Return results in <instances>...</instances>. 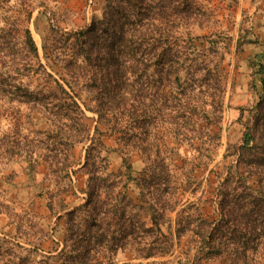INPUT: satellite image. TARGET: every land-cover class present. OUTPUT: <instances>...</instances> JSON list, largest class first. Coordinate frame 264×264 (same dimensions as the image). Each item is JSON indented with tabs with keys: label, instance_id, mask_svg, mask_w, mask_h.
I'll return each mask as SVG.
<instances>
[{
	"label": "rangeland",
	"instance_id": "1",
	"mask_svg": "<svg viewBox=\"0 0 264 264\" xmlns=\"http://www.w3.org/2000/svg\"><path fill=\"white\" fill-rule=\"evenodd\" d=\"M198 3L209 22L192 28L191 34L208 36L218 43L217 61L220 77H224L222 83H214L205 94L203 100L207 103L201 107L204 116L195 124L186 122L187 115L172 122L163 117L162 109L161 117H154V108L159 104L154 107L155 77L148 71L133 78L134 108L138 114L135 132L143 141L134 140L132 144H137L133 147L123 145L119 140L123 138L121 133L99 125L101 135L93 136L100 157L93 161L103 175L115 174L117 190L125 191L137 202L138 188L124 175L121 156L127 157L131 178H137L144 167L139 148H148L151 154L159 152L167 158L165 165L182 202H199L200 214L215 220L220 232L217 248L221 252L222 244L228 242L231 248H238L245 240L248 246L255 244L258 248L248 254L249 258L236 259V263H230L225 253L209 258L195 247V223L179 242L175 240L167 255L140 258V245L129 235L123 249L111 257L110 252L105 253L110 260L105 257L102 264H264V88L260 85L264 71L259 73V65L264 66V0ZM103 6V0H0V42L6 46L0 48V62L17 80V87L5 89V95L0 93V264H61L59 250L66 239L64 213L85 198L88 176L81 167L85 152L82 144L74 142L79 120L62 109L55 83L44 74L28 71H45L61 83L62 71L55 58L80 54L75 45L80 43L77 34L92 19L101 18ZM25 28L36 44L38 61L23 51ZM25 65V69L28 65L31 68L25 70ZM6 90L11 92L9 96ZM27 91L29 96L23 98ZM77 93L81 108L94 105L84 88ZM85 115L92 126L95 114L85 111ZM146 132L151 136L148 141ZM245 132L251 138L247 167L250 177L245 185L233 179L227 187L233 202L238 203L244 193H249L253 216L259 219H255V235L247 230L239 237L234 229L225 232L226 217L221 214L223 199L218 186L226 175V166L235 158H223L224 154L241 144ZM188 137L198 139L189 141ZM257 200L261 206L256 205ZM168 217L173 220L176 215ZM167 226L166 221L162 226L164 233ZM123 228L129 231L128 222ZM255 236L257 239L251 241Z\"/></svg>",
	"mask_w": 264,
	"mask_h": 264
},
{
	"label": "trees",
	"instance_id": "2",
	"mask_svg": "<svg viewBox=\"0 0 264 264\" xmlns=\"http://www.w3.org/2000/svg\"><path fill=\"white\" fill-rule=\"evenodd\" d=\"M103 3L101 18L92 19L90 25L77 34L80 43L75 42V45L80 54L55 58L62 71L59 76L61 83L45 71H28L38 76L44 74L55 83L63 102L62 109L79 120L74 142L82 144L85 152L81 165L88 176L83 191L85 198L83 203L64 213L66 239L59 250L61 264H102L105 257L110 260L105 253L110 252L111 257L123 249L129 235L140 245V258L154 254L164 256L171 252L175 240L179 242L188 227L195 223V247L200 253L209 258L225 253L229 255L230 263L249 258L248 254L252 255L258 246H248L247 240L238 248H231L228 242L222 244V252L217 248L220 232L215 220L200 214L199 202H182V197L177 195V187L173 186L171 171L165 165L167 158L161 157L159 152L151 154L148 148H139L144 167L137 178H131L127 157L121 156L124 175L138 188L137 202L125 191L117 190L115 174L103 175L96 170L93 159L100 157V151L95 150L93 135H101L99 125L110 132L121 133L123 138L119 140L123 145L130 146L134 140H141L135 132L138 114L134 108L136 80L133 78H139L148 71L153 73L154 107L159 104V108H154V117H161L164 109L163 117L169 121L187 115L186 122L192 124L205 114L201 107L207 103L203 99L210 92L209 87L222 83L224 78L220 77L217 61L218 43L208 36L191 34L192 28L203 27V22H209L198 0H103ZM4 44L1 41L0 48ZM22 46L28 57L38 61L37 47L28 28L23 31ZM22 67L25 69L26 65ZM259 69L262 74L264 66L259 65ZM15 80L10 70L0 62L1 95H5V89L17 87ZM260 83L264 88L263 76ZM83 88L90 95V101L94 102L93 106H84L85 109L79 105L77 93ZM6 92L8 96L11 94L9 90ZM27 93L29 91L22 97H28ZM85 111L96 116L92 126L87 122ZM150 138L146 132L145 141ZM172 139L176 140V137ZM188 139L196 141L198 138ZM250 141L245 132L241 144L232 151H226L223 158H235L226 166V175L218 186L219 196L223 199L221 204L224 205L220 207L221 214L226 217L225 232L234 229L239 237L243 236V231L249 230L247 232L253 236L258 230L255 219L259 218H254L250 208L251 195L244 193L238 203L233 202L227 187L230 180L236 179L245 185L249 179ZM136 144L134 142L131 146ZM204 151L209 150L205 148ZM119 154L122 155L121 151ZM100 161H105V158H100ZM258 200L256 205H260ZM173 213L176 217L172 220L168 215ZM166 221L168 228L164 233L162 226ZM126 222L129 231L123 228ZM254 239L257 236L251 241Z\"/></svg>",
	"mask_w": 264,
	"mask_h": 264
}]
</instances>
